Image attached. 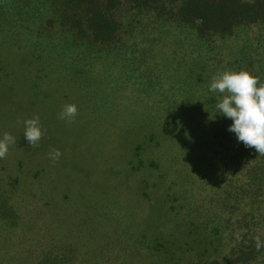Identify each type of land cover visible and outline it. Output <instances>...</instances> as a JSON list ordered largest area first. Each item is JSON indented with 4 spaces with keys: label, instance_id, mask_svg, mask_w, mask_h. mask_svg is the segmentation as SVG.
<instances>
[{
    "label": "rangeland",
    "instance_id": "rangeland-1",
    "mask_svg": "<svg viewBox=\"0 0 264 264\" xmlns=\"http://www.w3.org/2000/svg\"><path fill=\"white\" fill-rule=\"evenodd\" d=\"M7 1L1 12L18 16L0 17V138L9 133L15 143L0 159V223L8 224L0 229H10L0 235V262L18 260L27 246L46 247L43 264H211L229 256L224 182L210 170L208 135L185 120L177 133L161 131L180 116L218 112L204 104L222 96L209 84L238 72L225 60L226 43L206 55L188 28L167 22L141 32L129 22L132 10L118 7L114 43L97 47L45 23L55 19L52 0ZM70 104L77 115L60 119ZM34 117L43 135L30 145L24 121ZM215 119L199 129L210 131ZM197 137L193 153L188 143ZM53 150L61 153L55 163Z\"/></svg>",
    "mask_w": 264,
    "mask_h": 264
},
{
    "label": "trees",
    "instance_id": "trees-1",
    "mask_svg": "<svg viewBox=\"0 0 264 264\" xmlns=\"http://www.w3.org/2000/svg\"><path fill=\"white\" fill-rule=\"evenodd\" d=\"M0 3H5V8L12 5L7 0H0ZM51 4L55 6L51 14L55 15L56 21L49 15L51 17L45 23L57 22L67 34L87 45L102 47L114 43L121 25L114 15L121 7L132 10L129 22L131 25V21H135L134 25L136 21L141 24V32L145 29L155 30L167 22L177 30L188 28L194 33V41L206 50V55H211L216 49L214 45L217 40L226 43L225 53L229 56H225V60L231 63L230 69L247 71L264 84V0H52ZM12 15L16 17L18 13L9 16L0 10V17L8 19L6 16ZM211 37L218 39L210 40ZM204 104L210 110H216V105L211 106V101ZM218 114L214 111L215 117L211 115L201 119H197L196 113L195 117L190 118L180 116L176 122L171 121L175 124L165 122L161 131L171 135L180 129L177 124L185 126L186 122L192 121L197 125V134L208 135L213 163L217 167L210 170L213 174L217 170L224 182V191L219 195L226 213V226L222 224V230L226 231L233 243L229 256L211 264H250L264 259V154L237 142L235 134L228 131L232 121L226 117L217 118ZM214 118L210 131L199 129L203 123ZM171 124H174L176 131L168 128ZM207 126L210 128V124ZM198 141L199 137L188 143L193 153L198 149ZM0 224L8 225L4 221ZM9 230L0 229V235L8 234ZM25 249L20 251L23 257H18V260L11 257L0 264H43L39 258L46 247L27 246ZM27 255L31 257L27 259Z\"/></svg>",
    "mask_w": 264,
    "mask_h": 264
},
{
    "label": "clouds",
    "instance_id": "clouds-1",
    "mask_svg": "<svg viewBox=\"0 0 264 264\" xmlns=\"http://www.w3.org/2000/svg\"><path fill=\"white\" fill-rule=\"evenodd\" d=\"M209 91L222 94L216 107L220 115L232 121L228 131L235 134L237 142L264 154V84L259 78L247 71H225L212 79ZM76 115V105H65L60 119L71 121ZM24 129V138L30 145H35L43 135L39 117L25 120ZM14 143L15 138L4 133L0 138V159L7 155ZM60 156L59 150L49 153L53 163Z\"/></svg>",
    "mask_w": 264,
    "mask_h": 264
}]
</instances>
